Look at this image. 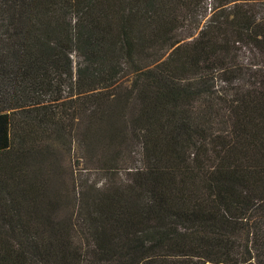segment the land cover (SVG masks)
<instances>
[{
	"label": "trees",
	"instance_id": "obj_1",
	"mask_svg": "<svg viewBox=\"0 0 264 264\" xmlns=\"http://www.w3.org/2000/svg\"><path fill=\"white\" fill-rule=\"evenodd\" d=\"M0 264H264V0H0Z\"/></svg>",
	"mask_w": 264,
	"mask_h": 264
},
{
	"label": "rangeland",
	"instance_id": "obj_2",
	"mask_svg": "<svg viewBox=\"0 0 264 264\" xmlns=\"http://www.w3.org/2000/svg\"><path fill=\"white\" fill-rule=\"evenodd\" d=\"M75 60L79 61L77 57ZM130 116L128 112L126 114L128 122ZM61 160L63 176L70 183L76 180L78 190L83 192L88 189L102 188L118 177L117 181H119L125 178L128 169L142 165L140 149L138 145L135 146V143H131L129 147H121L112 146L106 142L96 145L90 152L86 150L85 145L81 144L77 150H73L71 155H66Z\"/></svg>",
	"mask_w": 264,
	"mask_h": 264
}]
</instances>
